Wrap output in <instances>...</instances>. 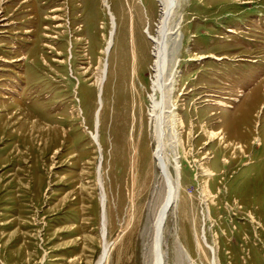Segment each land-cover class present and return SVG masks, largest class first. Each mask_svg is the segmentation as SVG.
<instances>
[{
	"label": "rangeland",
	"instance_id": "obj_1",
	"mask_svg": "<svg viewBox=\"0 0 264 264\" xmlns=\"http://www.w3.org/2000/svg\"><path fill=\"white\" fill-rule=\"evenodd\" d=\"M179 1L165 262L264 264V0ZM160 19L158 0H0V264H148Z\"/></svg>",
	"mask_w": 264,
	"mask_h": 264
},
{
	"label": "bare ground",
	"instance_id": "obj_2",
	"mask_svg": "<svg viewBox=\"0 0 264 264\" xmlns=\"http://www.w3.org/2000/svg\"><path fill=\"white\" fill-rule=\"evenodd\" d=\"M161 6V19L158 29V37H152L154 43L155 58V88L160 92L161 99L152 100V118L155 120L156 148L155 159L161 171V175L166 183L167 195L155 217L154 234L149 247L151 256L148 264H166V253L164 252V226L168 219L171 209L177 207L181 194L180 164L178 147L180 143L176 115L172 110V98L174 83L176 79L175 68H170L172 57L174 56V47L180 37V21H174L176 10L179 7V0H158ZM112 35V34H111ZM114 35L112 36V38ZM111 38V39H112ZM113 41V40H112ZM109 48L112 46L109 42ZM171 118V126L168 128V120ZM169 136V140L166 137ZM172 150L175 166L177 167L178 177L171 173V159L168 156L167 149ZM165 191V192H166ZM107 247H105V252ZM148 249V248H147ZM212 250H215L212 248ZM101 261L98 263L100 264Z\"/></svg>",
	"mask_w": 264,
	"mask_h": 264
}]
</instances>
